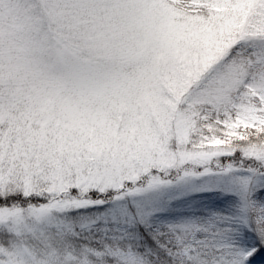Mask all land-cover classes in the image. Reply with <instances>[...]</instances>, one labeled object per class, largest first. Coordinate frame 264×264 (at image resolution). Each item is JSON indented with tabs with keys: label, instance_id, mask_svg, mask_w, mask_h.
Returning <instances> with one entry per match:
<instances>
[{
	"label": "snow or ice",
	"instance_id": "snow-or-ice-1",
	"mask_svg": "<svg viewBox=\"0 0 264 264\" xmlns=\"http://www.w3.org/2000/svg\"><path fill=\"white\" fill-rule=\"evenodd\" d=\"M0 264H264V0H0Z\"/></svg>",
	"mask_w": 264,
	"mask_h": 264
}]
</instances>
